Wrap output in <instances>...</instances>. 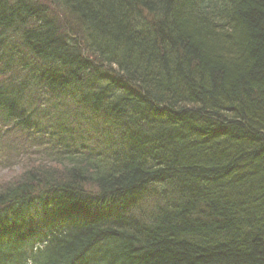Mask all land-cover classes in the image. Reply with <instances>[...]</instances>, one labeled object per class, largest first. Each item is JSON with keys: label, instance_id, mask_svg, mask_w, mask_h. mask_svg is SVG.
I'll return each mask as SVG.
<instances>
[{"label": "trees", "instance_id": "obj_1", "mask_svg": "<svg viewBox=\"0 0 264 264\" xmlns=\"http://www.w3.org/2000/svg\"><path fill=\"white\" fill-rule=\"evenodd\" d=\"M11 157L0 264H264V0H0Z\"/></svg>", "mask_w": 264, "mask_h": 264}, {"label": "rangeland", "instance_id": "obj_2", "mask_svg": "<svg viewBox=\"0 0 264 264\" xmlns=\"http://www.w3.org/2000/svg\"><path fill=\"white\" fill-rule=\"evenodd\" d=\"M24 143H25V141H24ZM11 159H12V157H11ZM17 163H19V162H15L12 159V162L9 163V164H13L12 167H10V168H7V167L4 168V166H2V165L0 166V183L1 182H4V181L11 180L13 177L17 176V174L22 169V166L21 165H19V166L16 165Z\"/></svg>", "mask_w": 264, "mask_h": 264}]
</instances>
